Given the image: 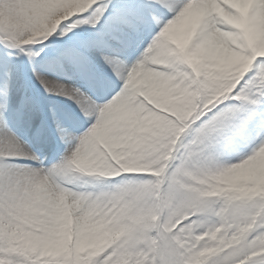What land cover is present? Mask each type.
<instances>
[{"label":"snow or ice","instance_id":"1","mask_svg":"<svg viewBox=\"0 0 264 264\" xmlns=\"http://www.w3.org/2000/svg\"><path fill=\"white\" fill-rule=\"evenodd\" d=\"M0 264H264V0H0Z\"/></svg>","mask_w":264,"mask_h":264}]
</instances>
